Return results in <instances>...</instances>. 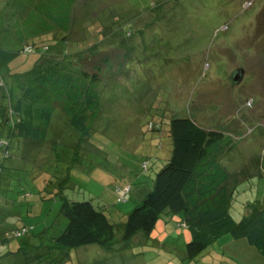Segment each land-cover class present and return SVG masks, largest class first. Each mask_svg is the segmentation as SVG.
<instances>
[{"label":"rangeland","instance_id":"1","mask_svg":"<svg viewBox=\"0 0 264 264\" xmlns=\"http://www.w3.org/2000/svg\"><path fill=\"white\" fill-rule=\"evenodd\" d=\"M13 2L0 0L6 26L17 15ZM72 14L65 36L70 59L75 67L103 65L102 107L80 146L19 142L2 123L8 99L0 96V143L6 145L0 144V264H13L2 243L9 233L34 227L25 236L34 238V246L22 253V264H29L41 249L35 247L38 232L48 234L46 227L57 219L61 229L65 226L59 215L64 195L91 200L104 210L118 240L110 251L99 245L73 249L64 264H246L249 250L257 253L256 263L264 264L245 240L224 237L190 261L185 256L190 230L179 229L178 217L170 213L160 216L149 238L140 232L126 245L121 241L126 215L152 189L168 159L170 137L153 131L152 122L161 123L165 135L167 121L176 116L223 131L237 123L236 148L224 161L232 184L240 183L238 204L254 203L247 214L253 205H264V0H76ZM55 31L45 42L50 46L64 38ZM39 53L26 54V65ZM43 57L63 58L48 52ZM238 70L245 75L232 84L231 74ZM5 81L10 88L11 78ZM58 115L56 109L53 124L61 128L54 122ZM63 136L67 140L66 130ZM129 185L127 201H119ZM10 244L11 250L18 247L16 240Z\"/></svg>","mask_w":264,"mask_h":264},{"label":"trees","instance_id":"2","mask_svg":"<svg viewBox=\"0 0 264 264\" xmlns=\"http://www.w3.org/2000/svg\"><path fill=\"white\" fill-rule=\"evenodd\" d=\"M13 3L17 15L9 26L5 13H0V85L5 88L0 96L8 99V106L2 109V123L10 125L9 137L19 142L41 140L80 146L92 132V122L102 107L99 86L103 65L96 62L91 68H84L72 64L65 36L73 22L76 0ZM27 9L29 13L25 14ZM57 29L64 38L53 39L52 46L45 43ZM37 38L41 40L36 41ZM37 50L39 57L32 65H26V54ZM47 52L63 58H44ZM7 77L11 78L10 88H6ZM56 109L61 115L54 122L61 124V128L53 124ZM149 127L170 137L169 158L156 173L152 189L126 215L121 241L126 245L140 232L149 238L160 216L170 213L178 217L179 229L190 230L185 243V256L190 261L198 260L223 237L233 243L245 240L264 257V205H253L252 212L246 213L254 203L238 204L240 183L232 184V174L224 161L236 148L233 136L218 128H205L189 116L170 118L166 125L168 135L161 132V123L152 122ZM50 128L54 136L49 141ZM65 130L67 140L63 136ZM60 139L62 143L56 142ZM3 165L4 161L0 163ZM260 176L264 178L263 173ZM129 187L119 201H127ZM59 215L67 220L65 226L61 229L57 219L46 227L48 234L38 232L35 247L41 249H36L29 264H64L70 261L73 249L99 245L110 251L118 243L112 218L91 200H74L64 195ZM33 229L25 225L9 233L6 242H2L7 244V256L13 264H22L26 246H34V238L25 239ZM13 240L18 242L15 250H11ZM249 252L246 264H260L255 260L257 253Z\"/></svg>","mask_w":264,"mask_h":264},{"label":"crops","instance_id":"3","mask_svg":"<svg viewBox=\"0 0 264 264\" xmlns=\"http://www.w3.org/2000/svg\"><path fill=\"white\" fill-rule=\"evenodd\" d=\"M244 75H245V72H244ZM243 77H244V76H243ZM231 124H232V125H231ZM230 125H231V126H230ZM230 125H228V130L225 129L224 132H226L227 134H230V135L233 136L234 133H236V129H239V127H238L237 123H230ZM239 126L241 127V125H239ZM208 128H210V127H208ZM160 149L162 150V147H161ZM154 152L157 153V150L154 151ZM168 158H169V157H168ZM160 159H161V157H160ZM180 235L185 236L184 234H180ZM154 241H155L158 245H160V242H159L158 239H154Z\"/></svg>","mask_w":264,"mask_h":264},{"label":"water","instance_id":"4","mask_svg":"<svg viewBox=\"0 0 264 264\" xmlns=\"http://www.w3.org/2000/svg\"><path fill=\"white\" fill-rule=\"evenodd\" d=\"M243 76H244V71L243 70L235 71V72H233L231 74L230 82L232 84H238L243 79Z\"/></svg>","mask_w":264,"mask_h":264},{"label":"built area","instance_id":"5","mask_svg":"<svg viewBox=\"0 0 264 264\" xmlns=\"http://www.w3.org/2000/svg\"><path fill=\"white\" fill-rule=\"evenodd\" d=\"M129 189H130V187H129V188L126 190V192H128V191H129ZM182 225H183V226H185V224H184V223H183Z\"/></svg>","mask_w":264,"mask_h":264}]
</instances>
